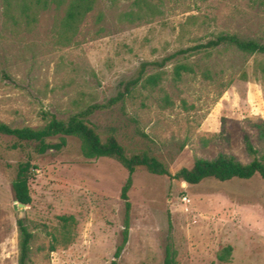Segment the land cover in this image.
Wrapping results in <instances>:
<instances>
[{
	"label": "rangeland",
	"instance_id": "374dc122",
	"mask_svg": "<svg viewBox=\"0 0 264 264\" xmlns=\"http://www.w3.org/2000/svg\"><path fill=\"white\" fill-rule=\"evenodd\" d=\"M20 1L0 0V122L11 127L36 129L105 104L142 62L219 33L264 40V0H97L72 36L61 28L67 0L40 11L29 28L14 24ZM186 62L199 68L174 81L170 63L157 87H138L122 107L96 112L101 136L114 131L132 151L143 147L139 130L155 150L180 148L173 160L164 158L171 175L219 154L248 164L245 137L260 157L264 58L220 48ZM11 143L0 137V264H18L17 219L32 233L28 264H110L127 171L111 159L83 160L74 144L49 151L35 163L31 203L20 211L7 167L18 159L6 151ZM132 177L129 236L118 264H162L169 238L178 264H264V180L188 186L142 169ZM61 217L73 221L65 226ZM226 247L229 261L219 262Z\"/></svg>",
	"mask_w": 264,
	"mask_h": 264
},
{
	"label": "trees",
	"instance_id": "16d2710c",
	"mask_svg": "<svg viewBox=\"0 0 264 264\" xmlns=\"http://www.w3.org/2000/svg\"><path fill=\"white\" fill-rule=\"evenodd\" d=\"M65 1L21 0L17 7L18 17L13 19L14 24L17 25L22 22L29 28L37 22L40 11L46 10L51 5L60 6ZM96 2L97 0H67L65 17L61 24L64 36L74 35L78 25L92 11ZM7 14L8 11L5 12V16ZM9 17L12 18L11 15ZM220 48L233 50L243 57L261 56L264 58V40L219 33L203 43L178 49L160 60L142 62L133 77L122 82L116 94L105 104L92 105L84 111L68 116L66 119L51 117L43 126L36 129L11 127L0 122V137L12 140V143L6 147V151L18 158L15 165L7 164V167L11 169L10 189L13 200L26 206L31 203L28 182L34 171L37 170L35 163L38 158L49 151L57 152L70 144H74L77 145L78 154L83 160L90 161L101 158L114 160L128 173L120 191V199L124 207L120 241L115 247L110 262V264H118L128 241L131 210L128 192L132 186V176L137 169H142L154 176H167L188 186H196L207 180L221 183L231 180L246 181L255 176L264 180V153L257 157V152L247 137H245V148L247 154L252 157L248 164L239 162L233 156L219 154L212 160L196 159L191 168L183 167L171 175L164 158L171 154L170 161L173 160L175 156L172 152L177 154L180 148L168 147L165 150H155L150 146L153 145L150 138L143 132L136 130L138 143L143 144V147L131 151L125 147L114 131L104 133L101 136L99 123L93 119L96 112L109 111L115 106L122 107L126 98L138 87L144 89L157 87L162 82L161 71L170 63L176 62L172 69V79L179 81L184 74H193L195 68H199L198 64L187 63L186 61L200 54H211ZM148 69L154 70L155 73L147 75ZM201 72L205 79H210L208 70ZM262 72L264 73V66ZM257 128L260 140L264 141V124L257 126ZM60 220L66 226L68 222L73 221V218L61 217ZM16 223L19 234L18 264H28L32 233L28 230L24 219H17ZM168 223L170 229L169 220ZM53 250L54 247H51V251ZM230 255L231 247H226L217 255V260L222 263L228 262ZM162 264H178L170 238L164 246Z\"/></svg>",
	"mask_w": 264,
	"mask_h": 264
},
{
	"label": "water",
	"instance_id": "95a60500",
	"mask_svg": "<svg viewBox=\"0 0 264 264\" xmlns=\"http://www.w3.org/2000/svg\"><path fill=\"white\" fill-rule=\"evenodd\" d=\"M15 206H16L17 210H20V211L25 210V208L27 207L26 205L20 204L16 201H15Z\"/></svg>",
	"mask_w": 264,
	"mask_h": 264
}]
</instances>
